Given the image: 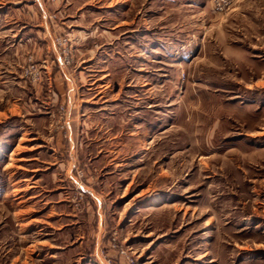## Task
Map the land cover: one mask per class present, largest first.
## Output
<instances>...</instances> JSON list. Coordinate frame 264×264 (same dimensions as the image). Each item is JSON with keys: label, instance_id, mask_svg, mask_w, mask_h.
<instances>
[{"label": "rangeland", "instance_id": "obj_1", "mask_svg": "<svg viewBox=\"0 0 264 264\" xmlns=\"http://www.w3.org/2000/svg\"><path fill=\"white\" fill-rule=\"evenodd\" d=\"M0 264H264V0H0Z\"/></svg>", "mask_w": 264, "mask_h": 264}]
</instances>
